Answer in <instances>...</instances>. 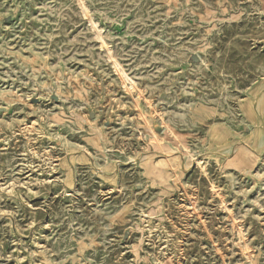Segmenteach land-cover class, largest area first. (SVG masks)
<instances>
[{"label": "rangeland", "instance_id": "374dc122", "mask_svg": "<svg viewBox=\"0 0 264 264\" xmlns=\"http://www.w3.org/2000/svg\"><path fill=\"white\" fill-rule=\"evenodd\" d=\"M0 264H264V0H0Z\"/></svg>", "mask_w": 264, "mask_h": 264}]
</instances>
